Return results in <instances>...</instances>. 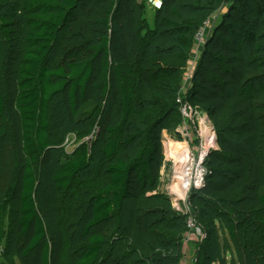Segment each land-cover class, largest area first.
I'll return each mask as SVG.
<instances>
[{"label":"trees","instance_id":"16d2710c","mask_svg":"<svg viewBox=\"0 0 264 264\" xmlns=\"http://www.w3.org/2000/svg\"><path fill=\"white\" fill-rule=\"evenodd\" d=\"M178 1L160 0L159 11L175 13ZM229 1L238 12L237 23L234 25L221 20L214 25L205 41L204 63L199 64L194 72L187 92L179 94L180 99H189L208 112L219 145V150L206 158L204 187L192 190L189 200L193 203L197 191L204 197L197 224L205 234L203 241H210L215 235L218 247L217 255L208 264L213 260L216 264L226 263L225 257L219 254V229L224 236V249L234 252L238 264H264V89L255 84L258 80L256 74L264 66V44L257 42L254 45V49L262 53L260 60L247 63L240 54L241 44L252 45L256 29L264 26V0ZM87 2L0 0V127L2 134L8 130L14 153L15 165L7 194L18 202L14 255L20 264H99L106 238L97 228L108 223L125 200H138L158 188L163 153L157 142V133L154 137L150 135L151 139L144 137L137 152L129 159H115L120 144L128 146L143 138L142 129H135L120 139V132L135 105L137 86L129 43L122 31L126 28L137 40L134 0L112 1L107 20L103 21L108 31L100 34L90 46L88 57L64 58L55 66L47 64L59 33L77 20L75 9ZM155 20H159L158 15ZM166 24L174 22L167 20ZM200 24L186 21L185 28L193 30L192 34L176 35V42L185 51L192 46ZM164 32L157 30L149 38L160 40ZM146 70L142 80L152 78L148 68ZM167 94L159 99L157 105L161 108L156 114H152L150 109L149 120L157 121L170 113L171 107L167 105L175 100V96ZM97 95L111 99V106L98 121L99 132L105 141L94 151L98 161L108 162V178L87 201V218L79 230L80 241L69 261L65 228L49 217L45 224L37 208L40 164H48L53 144L51 139L57 133L54 100L61 99L66 115L72 120L82 106ZM144 95L140 94L141 97ZM117 102L122 109L118 122L113 114ZM147 104L145 108H148ZM232 125L234 131H231ZM228 139L235 144L232 145ZM243 148L256 161L254 167H247ZM88 155L89 152L83 150L54 169L50 175L52 186L67 190L74 176L89 166ZM167 199L170 202L168 196ZM194 208L192 214L195 213ZM174 212L178 219L185 220V215ZM183 225L187 230L185 222ZM182 228L181 224L171 225L166 230L179 235H161L160 238L145 230L138 241V252L157 262L160 252L171 250L173 254L168 261L178 262L184 239ZM157 248L159 251L156 252ZM205 250H208V245ZM128 252L134 250L129 249ZM199 253L195 254V259Z\"/></svg>","mask_w":264,"mask_h":264},{"label":"rangeland","instance_id":"374dc122","mask_svg":"<svg viewBox=\"0 0 264 264\" xmlns=\"http://www.w3.org/2000/svg\"><path fill=\"white\" fill-rule=\"evenodd\" d=\"M112 1L88 0L86 5L77 7L74 11L78 17L77 20L61 30L49 53L47 64L55 66L64 58L81 59L88 57L91 53L90 46L97 41L100 34L108 31L103 21L107 20L106 14ZM257 5L255 4V7ZM160 6V0H134L133 15L136 23L137 40L133 39L126 28L122 30L129 43L137 86L134 94L135 105L131 108V114L120 132V139L134 132L135 129H142L143 138L128 146L120 144L115 154V159L118 157L129 159L137 152L144 137L151 139V136L154 137L153 135L157 133V142L163 153L158 188L144 194L138 200H125L110 221L97 228L104 233L106 238L99 264H198V261L199 264H202L205 260L207 261L205 263L208 264L209 260L214 258L218 252V247L215 245V235L211 236L210 241H203L205 237L203 230L202 236L198 238L193 236L188 228L185 230L186 227L183 223L186 224V218L184 221L177 218L167 196L172 195L170 192L176 169L172 154L173 148L186 142L193 154L197 156L200 146H206L202 140L203 135H201L205 131L204 128L208 125L212 127V123L208 119V112L205 109L197 107L189 99H181L178 102L177 98L180 99L179 94L187 92L192 84L194 72L199 64L204 63L205 41L214 25L221 20L235 25L238 12L229 0H179L175 5V13L159 11ZM156 15L159 17L158 21L155 20ZM262 18L264 20V14ZM167 20L173 21L174 24H166ZM186 21L201 23L200 27L203 26L204 22L207 24L203 26L202 39L198 41L194 38L188 51H185L175 40L178 33L192 34L193 30L187 31L185 28ZM157 30L165 31L162 38L160 40L149 38V35ZM255 34L252 45L248 46L243 43L240 47V54L247 63L261 58L262 53L255 50L254 45L257 42L264 44V26L256 29ZM144 63L145 65H143ZM258 63L259 61H257V65ZM146 68L152 76L150 80L141 79L144 72L147 71ZM171 70L176 71L172 72ZM256 76L258 80L255 84L264 89V66H261L260 72ZM226 89L229 90V87L227 86ZM141 93L146 96L141 97ZM167 93L175 96V100H171L170 104L167 105L171 107L170 113L157 121L153 118L149 120L147 115L152 110V114L158 112L161 106H158L157 103L162 97L168 96ZM140 99H143V102H140ZM110 102L109 97L97 95L92 101L83 105L72 120L66 115L60 98L55 99L53 103L54 124L57 133L51 139L53 144L48 164H40L36 199L37 208L45 224H47V217H49L52 222L59 223L65 228L69 242L66 256L69 261L73 258L75 246L80 241L79 230L87 218V201L91 193L104 185L108 178L106 170L108 162L98 161L94 151L102 147L105 141V137L99 132L98 121L100 116L111 106ZM145 103H148L146 106L148 108L144 107ZM113 111L116 122H118L122 117L119 102L115 104ZM186 112L188 116H191L190 119L187 118ZM233 129L234 125L231 126V131H234ZM1 131L0 127V264H20L14 255L17 243L15 227L18 202L12 200L7 194L15 165L14 153L8 130L3 134ZM214 135L215 138L212 141L214 146L210 147L208 155L219 150L216 132ZM228 141L232 142V145L235 144L232 140L228 139ZM83 150L89 152V166L74 176L67 190L54 188L50 181L52 171L66 160L76 157ZM242 151L247 167H254L257 164L254 158L245 148ZM203 199L202 193L197 191L193 203H191L193 208L196 207L193 214L196 225H198L199 210L202 211L204 206ZM200 221L204 222L202 219ZM180 224L183 227L181 233L189 239H184L180 246L181 257L178 262L170 263L168 261V258L170 259L173 254L171 250L160 252V259L157 262L145 258L146 255L143 252H138V241L145 230L152 231L158 238L161 235L177 237L179 234L169 232L166 228L168 229L171 225L180 226ZM219 234V254L225 257V264H238L234 252L231 253L229 249H224V236L220 229ZM207 245L208 250H205ZM170 247L173 248L172 243ZM230 247L232 248L231 244ZM129 249L134 250V252H128ZM157 251H159L158 248ZM198 251L200 252L198 259H195V254ZM175 256H177L176 253ZM212 264H216V260H213Z\"/></svg>","mask_w":264,"mask_h":264},{"label":"built area","instance_id":"2783aa9c","mask_svg":"<svg viewBox=\"0 0 264 264\" xmlns=\"http://www.w3.org/2000/svg\"><path fill=\"white\" fill-rule=\"evenodd\" d=\"M207 24L204 22L203 26H206ZM203 26L200 27L196 32L194 38L196 40H201L203 37ZM181 99L177 98V101L180 102ZM185 112V111H184ZM188 113L186 112V116L188 119L191 118V116L187 115ZM209 119V118H208ZM211 122V121H210ZM205 131H203V142L204 145L206 146H200L198 155L195 156L193 154L192 149L189 147V164L187 163V169L182 175L186 178L185 184H184V193L183 196H178L176 191H173L171 188L172 195L169 194V198L172 204V207L174 208L175 211L178 213L185 215L186 216V226L189 229V232L193 235L198 237L202 236V229L199 225H196L193 219V214H192V205L189 200V195L192 190H200L202 187L205 185V177L207 174V166L204 163L206 161V158L208 156V152L210 147H213L214 145L212 144V141L215 138V130L213 128V125H208L204 128ZM209 147V148H208ZM180 180V179H179ZM183 181V180H182ZM182 185V182H181ZM184 239H189L187 236H184ZM183 239V240H184Z\"/></svg>","mask_w":264,"mask_h":264},{"label":"bare ground","instance_id":"6f19581e","mask_svg":"<svg viewBox=\"0 0 264 264\" xmlns=\"http://www.w3.org/2000/svg\"><path fill=\"white\" fill-rule=\"evenodd\" d=\"M172 154L174 155V161L176 163L175 175L172 182L173 183L172 190L176 191L179 196H183L184 184H185L184 180H186V178L184 177V175H182V173L186 171L187 163L189 164L188 160H189L190 152H189L188 144L186 142L179 144L178 146L173 148Z\"/></svg>","mask_w":264,"mask_h":264}]
</instances>
